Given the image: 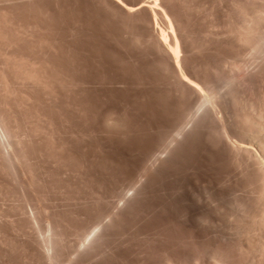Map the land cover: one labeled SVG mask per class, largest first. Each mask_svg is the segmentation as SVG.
<instances>
[{
	"label": "bare ground",
	"instance_id": "6f19581e",
	"mask_svg": "<svg viewBox=\"0 0 264 264\" xmlns=\"http://www.w3.org/2000/svg\"><path fill=\"white\" fill-rule=\"evenodd\" d=\"M151 213L264 264V0H0V264H145Z\"/></svg>",
	"mask_w": 264,
	"mask_h": 264
},
{
	"label": "rangeland",
	"instance_id": "374dc122",
	"mask_svg": "<svg viewBox=\"0 0 264 264\" xmlns=\"http://www.w3.org/2000/svg\"><path fill=\"white\" fill-rule=\"evenodd\" d=\"M134 230L144 234L135 241L136 251L146 258L145 264H164L167 253H171L177 264L183 263L181 254L194 248L195 241L190 233L166 222L157 214H141Z\"/></svg>",
	"mask_w": 264,
	"mask_h": 264
}]
</instances>
